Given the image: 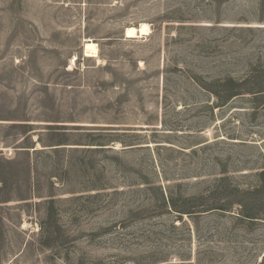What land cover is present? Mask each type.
<instances>
[{"label": "rangeland", "instance_id": "rangeland-1", "mask_svg": "<svg viewBox=\"0 0 264 264\" xmlns=\"http://www.w3.org/2000/svg\"><path fill=\"white\" fill-rule=\"evenodd\" d=\"M263 70L264 0H0V264H261L264 221L169 205L264 211V102L215 96Z\"/></svg>", "mask_w": 264, "mask_h": 264}, {"label": "trees", "instance_id": "trees-1", "mask_svg": "<svg viewBox=\"0 0 264 264\" xmlns=\"http://www.w3.org/2000/svg\"><path fill=\"white\" fill-rule=\"evenodd\" d=\"M264 71V70H263ZM263 71L261 73V76L264 77ZM256 78V77H255ZM241 78H239L238 80H240ZM244 82H240L238 83L236 81L235 78L233 77H229V76H225L220 78L219 80V84H218V90L215 93V96L220 100H232L233 98L236 97H242L245 94L251 93L253 96V100H256L257 103H263L264 102V80L261 81H255L251 83V87L246 89L243 88ZM119 132H107V135H103L100 138H98V140H91V142L86 143V145H91V146H95V148H87L90 151L93 149H101L99 148L100 146L102 147V149H105L107 145H111V144H115L116 142H120L122 146H128L127 148H123V149H136V148H140L141 146H139L138 144L141 141V134L140 133H134L131 135V138L129 140L126 139H122L119 138V134H117ZM123 133H127V132H123ZM107 148H111V146L107 147ZM260 176H262L263 180H264V166L262 168V170L259 173ZM189 202L185 203L188 204ZM234 202H232L231 200L228 202H226V204L223 206H214L211 207L209 209H205V210H196L195 206L192 207H188V208H180L181 210H177L175 203H174V199L171 196V201H170V207L171 210L179 212V216H183V214H187V216H194L197 214H200L201 212H207V211H211L209 213H214V212H218L219 215H222L221 213L224 214H228L231 213L233 211V214L230 215H234L237 218H246L247 220L249 219H253L254 220H262L264 221V211L261 210H253L252 208H249V210H247L248 208H246L245 210H247L244 213H236L234 212V210H231L229 208H227V206L233 204ZM261 264H264V258L261 262Z\"/></svg>", "mask_w": 264, "mask_h": 264}, {"label": "bare ground", "instance_id": "bare-ground-1", "mask_svg": "<svg viewBox=\"0 0 264 264\" xmlns=\"http://www.w3.org/2000/svg\"><path fill=\"white\" fill-rule=\"evenodd\" d=\"M148 32H149V25L147 23H143L141 24L140 27H136V26L128 27L126 30V37L128 38L138 37V36L148 34ZM84 51H85L86 56L99 57L98 45L91 40H87Z\"/></svg>", "mask_w": 264, "mask_h": 264}]
</instances>
